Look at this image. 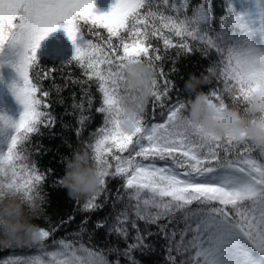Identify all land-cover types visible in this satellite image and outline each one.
<instances>
[{"label":"snow or ice","instance_id":"6c2138e0","mask_svg":"<svg viewBox=\"0 0 264 264\" xmlns=\"http://www.w3.org/2000/svg\"><path fill=\"white\" fill-rule=\"evenodd\" d=\"M214 10V0L194 6L190 0H116L106 13H97L93 0H0V86L5 90L0 100L6 103L11 96L23 106L18 118L0 108V184L15 185L27 197L42 190L53 170L41 172L33 155L51 149L33 137L60 135L71 148L63 133L54 131L57 123L74 130L101 177L99 190L75 199L71 214L41 227V243L0 246L12 253L0 264H142L137 253L158 251L154 236L166 241L165 264H264V150L231 138L204 140L178 123L188 101L172 77L182 57L199 53L218 65L206 84L210 102L264 90V47L253 39L260 35L264 41V20L253 30L232 10L217 28ZM58 28L73 53L53 62L43 58L42 41ZM154 40L163 42L162 53ZM60 41L53 38L47 56L63 57ZM132 58L153 62L157 77L148 104L151 119L147 108L135 130L126 132L117 119L118 95L121 70ZM93 85L100 94L94 111L102 124L85 139L97 99ZM229 86L235 97L225 94ZM66 88L79 89L70 93V105L62 95ZM56 104L65 106L61 117ZM63 115H71L75 124ZM109 178L122 181L114 193ZM60 186L62 178L52 180V187ZM108 203L115 213L112 223L104 217L89 231L91 213ZM77 213L85 215L72 238H53ZM39 219L50 223L44 215ZM101 228L124 247L93 244Z\"/></svg>","mask_w":264,"mask_h":264},{"label":"clouds","instance_id":"9594fccd","mask_svg":"<svg viewBox=\"0 0 264 264\" xmlns=\"http://www.w3.org/2000/svg\"><path fill=\"white\" fill-rule=\"evenodd\" d=\"M118 103L119 126L126 132H133L153 95V81L157 68L146 58H132L122 68ZM219 67L210 64L207 71L197 75L191 73L184 82L188 93L187 106L178 117V123L196 131L200 138H231L244 142L256 149L264 150V90H256L243 99H228L210 102L203 90ZM228 97L236 92L228 87ZM101 177L98 166L90 151L85 148L74 151L65 160L62 186L73 199H78L99 190ZM47 194L35 191L31 197L15 185L0 184V246H34L42 242L41 227L36 222L46 211Z\"/></svg>","mask_w":264,"mask_h":264},{"label":"trees","instance_id":"16d2710c","mask_svg":"<svg viewBox=\"0 0 264 264\" xmlns=\"http://www.w3.org/2000/svg\"><path fill=\"white\" fill-rule=\"evenodd\" d=\"M249 1V4L247 3ZM257 0H214L215 5V19L213 22L214 27H220L221 19L228 15L230 11L234 10L235 13L241 15L243 19L249 24V26L255 30L258 28L262 22L261 12L259 11V7L256 5ZM264 2V0H262ZM179 2V0H178ZM199 0H190V3L194 6L197 4ZM231 6L229 9L228 6ZM256 14V15H255ZM106 35V33H105ZM254 42L257 46L264 47V41L261 40L260 35L254 36ZM153 44L161 48V53L163 52V42L162 41H153ZM72 54H63V57L53 58L47 56L45 51L44 59L52 60L53 62H58L61 58H66L71 56ZM211 62L207 58L200 57L199 53H196L192 56L182 57L178 61V72L172 79L175 81L177 88L183 90V95L185 98L188 97V93L184 89V82L188 79L191 73H196L200 75L202 72H205L206 69L210 66ZM170 65H166L165 70ZM73 71L79 74V68L74 67ZM222 86V85H221ZM204 91L208 92L209 86L202 85ZM77 92L79 94L78 88H66L62 95L66 98V103L68 105L71 104L70 93ZM93 91L96 93V102L93 106V120L89 123L88 127L84 131V138L87 139L88 135L91 131L96 129L102 124V117L99 114H96L94 109L95 107L99 106V93L96 91L95 85H93ZM176 93H172L173 100L175 99ZM55 114L58 117L65 112V106L56 104L54 106ZM149 111V119H151V105L148 106ZM63 120L70 124H75V120L71 115H63ZM54 131L57 133H63V137L67 138L68 141L71 143L72 147L69 148L62 143V139L60 135H57L54 138H49L47 135L43 137H33V142H41L46 149H51L50 151H44L43 154H35L33 158L38 161V166L41 172L45 171L46 169H52L53 171L49 173V179L41 185L43 192L47 193L48 203L46 205V211L44 216L48 217L50 223H46L43 219H38L36 222L40 225V227L48 228L50 226L56 225L62 218H66L67 215L71 214L72 209L75 207V199L71 198L68 195V191L65 187H52V180L57 178H62L65 172V163L62 162V157H70L71 154L84 148L82 144L77 142V138L75 136L74 130H64L60 123H57ZM58 149V150H57ZM122 183L119 179H112L109 178V188L115 192L117 187ZM86 196L81 197L80 200L83 201ZM119 207V205H118ZM84 213H77L75 215V219L62 227H60L55 233L53 238L61 239V238H72L70 233L78 231V227L81 221L84 219ZM115 213L112 210L111 203H108L103 209L98 210L96 212L91 213L89 222H88V230L92 231L94 229V225L97 220L103 219L104 217H110L109 223H112L111 217L114 216ZM140 227L143 228V222H140ZM182 227V225H180ZM152 231H155V228H152ZM134 234V233H133ZM152 241L156 243L157 246V253L152 256H142L137 253V258L142 261V264H165L164 257L166 255L164 251V245L166 241L159 237H151ZM112 243V244H119L120 247H124V243L122 240H118L117 237L113 235H108L107 230L105 228H101L95 232V236L93 239V244L97 246L103 247L105 242ZM51 240H49V243ZM12 254L11 250L5 249L0 250V259L6 258L8 255ZM16 254L20 255H33L35 254L34 250H27V251H17Z\"/></svg>","mask_w":264,"mask_h":264},{"label":"rangeland","instance_id":"374dc122","mask_svg":"<svg viewBox=\"0 0 264 264\" xmlns=\"http://www.w3.org/2000/svg\"><path fill=\"white\" fill-rule=\"evenodd\" d=\"M95 11L97 13H106L110 11L111 6L116 2V0H93ZM55 37L61 38V43L63 45V54L73 53V46L71 41H69L64 33L63 28H58L54 33H52L48 38L42 41V50L46 51L51 41ZM5 91L2 86H0V92ZM0 108H5L15 117H19V114L23 111V106L17 103L11 96H7V102L0 100Z\"/></svg>","mask_w":264,"mask_h":264}]
</instances>
